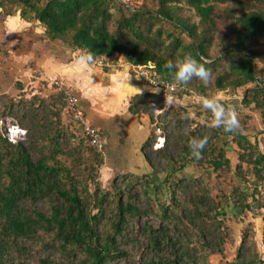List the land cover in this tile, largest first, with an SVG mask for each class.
<instances>
[{
    "label": "trees",
    "instance_id": "obj_1",
    "mask_svg": "<svg viewBox=\"0 0 264 264\" xmlns=\"http://www.w3.org/2000/svg\"><path fill=\"white\" fill-rule=\"evenodd\" d=\"M154 1L155 8H130L122 0H0V12L38 24L43 31L36 38L60 41L71 54L120 57L133 76L144 69L171 82L177 102L251 86L236 107L240 126L229 132L209 124L208 109L204 117L193 109L189 119L185 105L173 114L166 110L156 122L151 110L162 108L159 93L135 94L128 112L146 116L150 126L140 147L145 171L115 172L104 188L97 179L103 151L89 146L81 126L68 122L71 133L60 127L63 89L55 87L52 100L2 102L0 121L15 120L25 139L10 142L0 126V264H27L34 247L47 253L40 264H209L210 256L224 255L227 209L243 223L247 213L253 217L264 208V153L256 139L259 133L264 138V126L250 137L254 129L243 112L259 111L264 125V74L257 65L264 62V0ZM188 52L211 69L207 83L195 77L174 82L166 63ZM176 115L182 117L172 125ZM160 129L173 134L153 150ZM193 136L209 138L200 159L191 154ZM228 179V189L213 197L208 182ZM41 202L47 211L36 206ZM225 264H264L250 224Z\"/></svg>",
    "mask_w": 264,
    "mask_h": 264
},
{
    "label": "rangeland",
    "instance_id": "obj_2",
    "mask_svg": "<svg viewBox=\"0 0 264 264\" xmlns=\"http://www.w3.org/2000/svg\"><path fill=\"white\" fill-rule=\"evenodd\" d=\"M126 5L130 8L139 7L145 4L147 7L155 8L154 0H122ZM7 20L0 12V110L2 109L1 103L6 100H12L14 102L17 101H27L34 96L42 97L46 100L56 99V93H58L57 85L52 84V81L46 80L40 74V69L36 66V50L33 49V45L36 43L42 44L43 49L37 47L43 52L49 51L50 53L64 54L67 52V47L62 44L60 41H55V43H51L49 41H41L36 38L38 35L35 33V28L37 31H43V28L38 24L34 26H29V29L20 30L19 28H15L12 36L8 35L9 26L7 25ZM42 33V32H40ZM43 40V39H42ZM45 40V39H44ZM70 52V51H68ZM41 56V54L39 55ZM70 56V53H69ZM257 65L259 69H263L264 74V62L257 60ZM116 70H121L122 68H113ZM251 86H247L242 89H238L234 94H226L223 92H219L214 94V96L222 101H226L227 104L235 105L237 108L240 107V101L243 96V92L246 89H250ZM59 88V87H58ZM2 95H6L4 98ZM169 97L165 92H161L159 94V100L162 108H158L157 106H153L151 113L153 114L156 122H160L163 120L160 115L168 109H171L173 113L178 111L181 108H177L178 105H185L187 110L185 109V113L189 119H194V111L193 109H200L201 116L204 117V109L201 106V99H182L177 102L173 99H167ZM226 104V105H227ZM190 106V107H189ZM193 106V108L191 107ZM246 122L250 128L254 130L250 133V137L256 134L255 132L262 131L263 123L260 112L254 109H244ZM184 114V113H183ZM240 114V113H239ZM238 114V119L240 115ZM146 117V116H145ZM182 116L176 115L171 124H175V120L179 119ZM147 119V117H146ZM209 124L213 125L212 116L207 118ZM67 118L61 113L60 114V127L63 131L67 133H71L75 129L73 127L67 129L68 124ZM16 124L17 122L13 119L5 120L4 128L6 124ZM17 125V124H16ZM149 126V125H148ZM187 127L185 123H183V130L186 131ZM149 132V131H148ZM171 135L173 132L170 130L163 131L162 129L156 130L154 132V141L152 142V149H160L164 145L165 138L164 135ZM78 133H76V137ZM158 137H161L160 139ZM25 137L21 140L24 141ZM256 139L259 144L260 151L264 153V138L262 134H257ZM41 144V143H40ZM39 146V145H38ZM40 147V146H39ZM38 147V149H40ZM235 149V148H234ZM105 150V147H104ZM103 150V152H104ZM228 155L231 160L234 162L235 153L232 146H228ZM141 154V153H140ZM33 157H36V152L32 153ZM102 168V167H101ZM101 168L97 170V179L101 183L102 187L107 188L110 185L111 177L106 178L101 171ZM208 185L212 191V196L216 197L219 191H226L229 187V179L223 182L217 180H210ZM219 197V196H218ZM262 199H264V191L262 192ZM40 210L47 211L48 203L41 202L36 205ZM227 211H231L228 213L227 222L228 227L230 228V236L224 245V255H214L210 256L208 259L209 264H225L226 262L232 261V259L236 255V249L239 244V240L241 237V231L243 228L247 227V224H250L251 228L254 231V243L256 245L257 252L259 256L264 259V208L255 209V213H259L251 216L250 213H247L246 219L243 223H241L237 218L232 214L233 211L229 208ZM47 255L45 251L40 250L37 247H34L31 255L24 259L27 264H40L39 259ZM56 255H51L50 258H54Z\"/></svg>",
    "mask_w": 264,
    "mask_h": 264
},
{
    "label": "crops",
    "instance_id": "obj_3",
    "mask_svg": "<svg viewBox=\"0 0 264 264\" xmlns=\"http://www.w3.org/2000/svg\"><path fill=\"white\" fill-rule=\"evenodd\" d=\"M6 20L9 36L13 35L15 28L23 30L30 26L18 16ZM40 32L35 28L36 34ZM35 46L44 47L40 43L33 45L35 64L42 77L57 81L64 89L72 91L79 98V109L88 122L103 133L106 144L101 171L104 176L111 177L115 172H144L140 147L147 139L150 126L145 116L138 118L128 112L129 101L138 93L161 92L148 87L127 68H109L107 71L104 67L89 64L85 67L77 53L43 52Z\"/></svg>",
    "mask_w": 264,
    "mask_h": 264
},
{
    "label": "clouds",
    "instance_id": "obj_4",
    "mask_svg": "<svg viewBox=\"0 0 264 264\" xmlns=\"http://www.w3.org/2000/svg\"><path fill=\"white\" fill-rule=\"evenodd\" d=\"M79 61L86 67L88 63L93 61V54L85 52L80 55ZM166 67L171 70L174 82L179 84H187L194 77L207 83L212 76L211 69L197 59L191 52L174 59H169ZM167 99L170 100L171 97H167ZM201 106L211 112L214 126L222 127L225 131L229 132L236 130L240 126L235 105H226L215 96L202 95ZM208 139L207 136H193L190 138L189 147L193 157L196 159L201 158Z\"/></svg>",
    "mask_w": 264,
    "mask_h": 264
},
{
    "label": "built area",
    "instance_id": "obj_5",
    "mask_svg": "<svg viewBox=\"0 0 264 264\" xmlns=\"http://www.w3.org/2000/svg\"><path fill=\"white\" fill-rule=\"evenodd\" d=\"M84 51L77 52L80 57ZM89 65L108 67V68H127L130 69V65L123 61L122 58L116 57L113 60L108 59H93ZM135 77L143 81L148 87L158 90L160 92H165L172 99V95L176 93V86L167 80H163L159 77L154 76L149 71L144 69L135 70ZM52 84L57 85L59 88L63 89L66 93V109L65 115L69 122L75 123L83 128L84 136L92 148L103 151L106 140L99 128L90 124L86 119L85 115L79 109V98L69 89H64L60 83L57 81H52ZM4 124L0 121V126ZM5 137L12 143H16L25 137V131L18 127L16 124H6L4 128ZM159 139L161 137H158Z\"/></svg>",
    "mask_w": 264,
    "mask_h": 264
}]
</instances>
